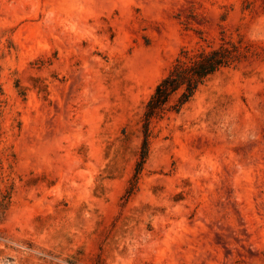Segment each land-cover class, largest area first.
<instances>
[{
  "label": "rangeland",
  "instance_id": "rangeland-1",
  "mask_svg": "<svg viewBox=\"0 0 264 264\" xmlns=\"http://www.w3.org/2000/svg\"><path fill=\"white\" fill-rule=\"evenodd\" d=\"M0 264H264V0H0Z\"/></svg>",
  "mask_w": 264,
  "mask_h": 264
},
{
  "label": "trees",
  "instance_id": "trees-1",
  "mask_svg": "<svg viewBox=\"0 0 264 264\" xmlns=\"http://www.w3.org/2000/svg\"><path fill=\"white\" fill-rule=\"evenodd\" d=\"M234 57V49L224 44L218 48L182 50L146 102L143 117L144 159L147 154V136L153 119L164 117L167 111L178 112L191 100L201 85L222 67L228 66ZM175 94H178V97L171 103Z\"/></svg>",
  "mask_w": 264,
  "mask_h": 264
}]
</instances>
